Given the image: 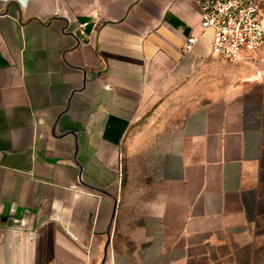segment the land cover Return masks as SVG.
Segmentation results:
<instances>
[{"label": "crops", "instance_id": "1", "mask_svg": "<svg viewBox=\"0 0 264 264\" xmlns=\"http://www.w3.org/2000/svg\"><path fill=\"white\" fill-rule=\"evenodd\" d=\"M196 1L0 0V264H264V49Z\"/></svg>", "mask_w": 264, "mask_h": 264}, {"label": "built area", "instance_id": "2", "mask_svg": "<svg viewBox=\"0 0 264 264\" xmlns=\"http://www.w3.org/2000/svg\"><path fill=\"white\" fill-rule=\"evenodd\" d=\"M198 33L190 34L182 54L211 33L210 55L233 64L255 60L264 49V0H197Z\"/></svg>", "mask_w": 264, "mask_h": 264}, {"label": "rangeland", "instance_id": "3", "mask_svg": "<svg viewBox=\"0 0 264 264\" xmlns=\"http://www.w3.org/2000/svg\"><path fill=\"white\" fill-rule=\"evenodd\" d=\"M250 69H255V68L254 67L253 68L251 67Z\"/></svg>", "mask_w": 264, "mask_h": 264}]
</instances>
